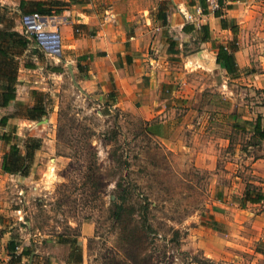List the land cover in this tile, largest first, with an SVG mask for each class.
I'll return each instance as SVG.
<instances>
[{
  "label": "rangeland",
  "instance_id": "rangeland-1",
  "mask_svg": "<svg viewBox=\"0 0 264 264\" xmlns=\"http://www.w3.org/2000/svg\"><path fill=\"white\" fill-rule=\"evenodd\" d=\"M34 46L17 60L25 102L16 111L13 105L0 109V116L14 113L0 127V136H11L9 143L0 140V154L13 144L23 155L22 144L32 139L39 146L27 175L10 174L3 182L0 233L33 252L31 264H233L211 260L201 241L215 228L214 186L231 176L251 180L249 158L264 155V142L250 135L257 118L263 129L264 96L238 74L215 72L217 87L173 111L167 148L145 133L136 113L115 106L113 94L88 85L74 65L49 73L53 53ZM37 105L47 122L34 128L37 120L24 116ZM144 204L150 230L141 224Z\"/></svg>",
  "mask_w": 264,
  "mask_h": 264
},
{
  "label": "crops",
  "instance_id": "crops-1",
  "mask_svg": "<svg viewBox=\"0 0 264 264\" xmlns=\"http://www.w3.org/2000/svg\"><path fill=\"white\" fill-rule=\"evenodd\" d=\"M20 1L65 4L50 7L46 18L55 23L45 28L55 41L49 73L58 75L63 65H74L87 74L88 85L113 94L115 106L136 113L146 134L167 148L173 145V111L192 100L196 104L204 88L217 87L215 72L227 75L218 64L210 70L186 61L187 55L204 50L215 59L222 48L232 54L240 80L264 96V0H220L216 10L206 0H0V17L10 18L19 34ZM26 39L31 50L33 40ZM21 80L26 79L16 78L14 94L23 103ZM187 127L194 129L192 123ZM249 159L251 180L231 176L214 186L217 200L210 215L215 228L201 241L211 260L264 264V155ZM8 175L0 168V195ZM245 191L261 200L246 201ZM4 208L0 199V214ZM8 234L0 233V264H19L27 249L18 243L14 256L19 260H11ZM33 254L29 252L28 261Z\"/></svg>",
  "mask_w": 264,
  "mask_h": 264
},
{
  "label": "trees",
  "instance_id": "trees-1",
  "mask_svg": "<svg viewBox=\"0 0 264 264\" xmlns=\"http://www.w3.org/2000/svg\"><path fill=\"white\" fill-rule=\"evenodd\" d=\"M217 3H220V0H217ZM64 5V3L57 1L50 3L20 1L18 10L20 15L37 13L42 20L50 16V7H61ZM27 44L28 40L24 36L14 31L9 22L7 23L5 21H1L0 18V109L13 105L14 110L16 111V109L22 105L20 101L15 100L14 85L16 80L17 58L27 48ZM216 64H218L229 76H235L237 74L232 54L225 52L222 48H219L217 51ZM53 70L57 71L56 69ZM26 112L27 113L24 116L25 119L32 121H39L40 118L46 115L44 109L38 105L27 109ZM13 114L14 113L0 116V127H4L8 120L13 117ZM253 136L258 139H264V131L260 130L258 118L255 120ZM10 139L11 136L8 132H3L0 136V140L4 143H9ZM22 146L24 152L23 155H20L18 148L12 144L9 146L8 151L1 156L0 168L3 173L12 175L17 174L21 177H25L27 175L33 151L38 148L39 141L38 139H32L24 142ZM125 193L126 190H120V195L118 197L119 200L124 199L123 196ZM244 197L245 200L249 202H257L261 200L260 195H256L255 198H250L248 191H245ZM147 210L148 204H144L140 207L142 216L141 224L144 230H150L146 220ZM117 211L118 213L116 214V217L119 219L122 213V207L120 205L117 208ZM17 245L18 243L14 241V239L9 240L6 244V251L12 258ZM20 255L28 254L27 251H22ZM14 257L16 258V261L19 260V256ZM11 260L15 259L13 258Z\"/></svg>",
  "mask_w": 264,
  "mask_h": 264
},
{
  "label": "built area",
  "instance_id": "built-area-1",
  "mask_svg": "<svg viewBox=\"0 0 264 264\" xmlns=\"http://www.w3.org/2000/svg\"><path fill=\"white\" fill-rule=\"evenodd\" d=\"M209 2L212 10L218 9L216 0H206ZM54 20L48 18L41 20L37 13L24 14L19 17L20 34L25 38L32 39L34 45H40L44 49L52 50L55 42L52 38L54 36L48 34L45 30L46 27L54 25ZM260 205L264 208V199L260 201Z\"/></svg>",
  "mask_w": 264,
  "mask_h": 264
},
{
  "label": "water",
  "instance_id": "water-1",
  "mask_svg": "<svg viewBox=\"0 0 264 264\" xmlns=\"http://www.w3.org/2000/svg\"><path fill=\"white\" fill-rule=\"evenodd\" d=\"M186 61L190 62V63H197L199 65H201L202 67L208 68L210 70H214L215 69V64L216 63V58H211V57H207L205 55V51L204 50H199L196 51L194 53H191L189 55L186 56ZM47 122V119H43L40 121H37V123H35L34 128H38L39 126H41L42 124H45ZM30 262V258L28 261V264Z\"/></svg>",
  "mask_w": 264,
  "mask_h": 264
},
{
  "label": "bare ground",
  "instance_id": "bare-ground-1",
  "mask_svg": "<svg viewBox=\"0 0 264 264\" xmlns=\"http://www.w3.org/2000/svg\"><path fill=\"white\" fill-rule=\"evenodd\" d=\"M50 51H52V50H50Z\"/></svg>",
  "mask_w": 264,
  "mask_h": 264
}]
</instances>
